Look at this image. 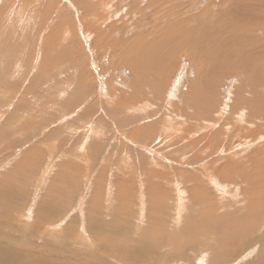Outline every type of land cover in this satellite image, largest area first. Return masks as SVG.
Listing matches in <instances>:
<instances>
[{
    "label": "rangeland",
    "instance_id": "374dc122",
    "mask_svg": "<svg viewBox=\"0 0 264 264\" xmlns=\"http://www.w3.org/2000/svg\"><path fill=\"white\" fill-rule=\"evenodd\" d=\"M0 251L260 264L264 0H0Z\"/></svg>",
    "mask_w": 264,
    "mask_h": 264
},
{
    "label": "bare ground",
    "instance_id": "6f19581e",
    "mask_svg": "<svg viewBox=\"0 0 264 264\" xmlns=\"http://www.w3.org/2000/svg\"><path fill=\"white\" fill-rule=\"evenodd\" d=\"M242 2H243V0H242ZM149 5H151V3L149 4ZM153 5V4H152ZM155 5V4H154ZM179 5V4H178ZM243 5V9H245L244 7H246L247 8V5L248 4H242ZM250 6V5H249ZM153 7V6H152ZM236 8H239V7H234L233 8V10L234 9H236ZM240 8H242V7H240ZM252 8V7H251ZM238 10V9H237ZM236 10V12L241 16V15H247V14H249V13H246L245 11L244 12H241V10H238L237 11ZM246 10H248V8L246 9ZM171 11V10H170ZM249 11H250V9H249ZM160 12V11H159ZM184 12H186V11H184ZM153 13V12H152ZM190 13V12H189ZM184 14V13H183ZM165 15V14H164ZM188 17V16H187ZM214 18V17H213ZM211 19H212V17H211ZM189 20V19H188ZM245 20V19H244ZM156 22V21H155ZM246 26V25H245ZM196 30V29H195ZM188 33H190V32H188ZM187 34V33H186ZM185 34V35H186ZM189 36V35H188ZM185 37V36H184ZM181 39V38H180ZM199 39V38H198ZM150 40V39H149ZM225 42V41H224ZM223 42V43H224ZM188 44V43H187ZM225 44V43H224ZM151 45V44H150ZM149 45V46H150ZM227 46V45H226ZM231 46V45H230ZM232 47V46H231ZM147 48H148V46H147ZM150 48H151V46H150ZM240 48V47H239ZM260 50V49H259ZM257 55V54H256ZM254 58H257V57H254ZM245 60V59H244ZM147 62V61H146ZM150 62V61H149ZM220 62V61H219ZM245 62H247L246 60H245ZM25 94V93H24ZM43 209V208H42ZM44 210V209H43ZM105 233H106V231H105ZM257 240V239H256ZM235 247V246H234ZM233 247V248H234ZM4 249V248H3ZM9 249V248H8ZM231 250V249H230ZM23 251V250H22ZM129 251V250H128ZM13 252H14V250H13ZM17 252V251H16ZM18 253V252H17ZM24 253V252H23ZM28 253V252H27ZM9 253H2V251H0V256H3L2 257V259H0V264H8L7 262L8 261H10L12 264H15V257H12V256H4V255H8ZM12 254V253H11ZM11 254H9V255H11ZM135 254V253H134ZM137 254V253H136ZM148 254V253H147ZM26 255V254H25ZM30 255V254H29ZM29 255H28V257H29ZM37 255V254H36ZM57 255V254H56ZM131 255V254H130ZM142 255V254H141ZM14 256V255H13ZM24 257V256H23ZM46 257V256H45ZM52 257V256H51ZM129 257V256H128ZM131 257V256H130ZM57 258V257H56ZM60 258V257H59ZM29 259H32V258H30L29 257ZM36 261H38V263L39 264H44V262H42L41 263V260H44L43 258H42V255H38V256H35V258H34ZM46 260H47V257L45 258ZM141 259V258H140ZM17 260V259H16ZM25 260V259H24ZM135 260V259H134ZM133 260V261H134ZM19 261V260H18ZM56 261V260H55ZM138 261V259L136 260V262ZM262 262H260V264H264V259L263 260H261ZM20 262H22L21 261V259H20ZM24 262V261H23ZM139 262H141V261H139ZM37 262L36 263H33V262H30L29 264H38ZM98 263H99V261H98ZM133 263V262H132ZM138 263V262H137ZM45 264H56V262H52V261H50L49 260V262L48 263H45ZM58 264H60V263H58ZM62 264V263H61ZM66 264H72V262L71 261H67L66 262ZM230 264V263H229ZM249 264V263H248Z\"/></svg>",
    "mask_w": 264,
    "mask_h": 264
}]
</instances>
